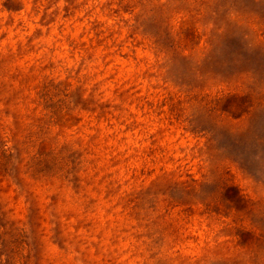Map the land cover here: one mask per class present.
Listing matches in <instances>:
<instances>
[{"label":"rangeland","instance_id":"rangeland-1","mask_svg":"<svg viewBox=\"0 0 264 264\" xmlns=\"http://www.w3.org/2000/svg\"><path fill=\"white\" fill-rule=\"evenodd\" d=\"M0 264H264V0H0Z\"/></svg>","mask_w":264,"mask_h":264}]
</instances>
